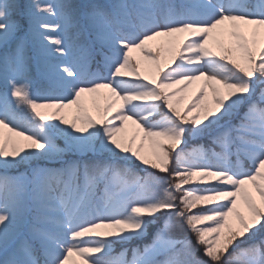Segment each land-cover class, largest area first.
<instances>
[{
	"label": "snow or ice",
	"instance_id": "1",
	"mask_svg": "<svg viewBox=\"0 0 264 264\" xmlns=\"http://www.w3.org/2000/svg\"><path fill=\"white\" fill-rule=\"evenodd\" d=\"M0 264H264V0H0Z\"/></svg>",
	"mask_w": 264,
	"mask_h": 264
},
{
	"label": "trees",
	"instance_id": "2",
	"mask_svg": "<svg viewBox=\"0 0 264 264\" xmlns=\"http://www.w3.org/2000/svg\"><path fill=\"white\" fill-rule=\"evenodd\" d=\"M155 43V42H153ZM137 54L136 53H133V56H136ZM197 94V92L192 96V95H189L188 93H182L181 96L183 98V103L181 105V107L183 108L184 106H186L188 103H190V101L194 98V96ZM86 103H88L89 107L91 108V104H90V100H88L86 98ZM93 116L95 117L96 113L95 111L92 112ZM135 130V126L134 125H131V123L129 122L127 125H126V131L128 132L129 135H131L133 133V131ZM193 144L195 143H198V141H192ZM147 148V146H146ZM187 187V186H186ZM154 231V229H150V234H149V237L148 239L150 240L151 238V232ZM135 246V242L133 244H128V245H115L114 246V255H117L119 254V252L122 250L123 247H133ZM128 259H131V253L129 252L128 254Z\"/></svg>",
	"mask_w": 264,
	"mask_h": 264
},
{
	"label": "rangeland",
	"instance_id": "3",
	"mask_svg": "<svg viewBox=\"0 0 264 264\" xmlns=\"http://www.w3.org/2000/svg\"><path fill=\"white\" fill-rule=\"evenodd\" d=\"M199 85H200V82H197V83L191 85L188 88V90L186 92H184V93H186V94L188 93L189 95L193 96L198 91Z\"/></svg>",
	"mask_w": 264,
	"mask_h": 264
}]
</instances>
